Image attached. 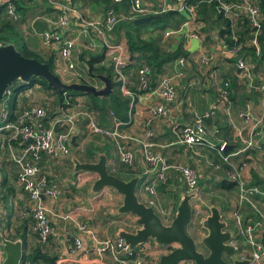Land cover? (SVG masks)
I'll return each mask as SVG.
<instances>
[{
  "label": "crops",
  "instance_id": "obj_1",
  "mask_svg": "<svg viewBox=\"0 0 264 264\" xmlns=\"http://www.w3.org/2000/svg\"><path fill=\"white\" fill-rule=\"evenodd\" d=\"M54 1L75 7L87 20L99 21L100 30H102L108 44H120L124 47L125 66L128 65L129 55L124 39L110 41L109 33L111 31L103 27L106 13L104 14L98 7L94 8L92 5L80 1L75 4H71V0ZM11 2L15 5L21 17L19 20H13L7 15L6 17L14 23V29L20 34L29 49L37 51L41 58L52 57L54 71L58 77L59 75L68 78L82 76L83 72L88 73L85 60L89 58L91 53L107 54L108 47L103 42L101 35L93 29L84 33L81 22L74 16H72L66 29L61 30L58 27L59 30L54 26L53 22L59 13V9L56 6L51 7L49 1L17 0L19 10L13 0ZM141 3L145 11L144 13H136L142 16L136 17L135 14L134 20L151 17L148 20L150 21L154 18V14L170 9L180 11L185 15V21L175 29L174 33L166 35V31L163 32L159 43L163 50L172 49L178 43H181L185 51L189 53L187 60L181 57L177 61L164 64V72L157 77V80L166 75L174 77L175 99L170 104V112L166 116H157L152 120L151 127L154 131V135L150 138L154 143L152 150L169 165H187L196 170L198 175V187L195 190L198 194L197 197L203 199L206 203L212 204L208 197L215 194L222 203L230 206V209L224 211V213L217 205L223 220L228 224L227 229L232 232L233 241L239 245V249L245 248L246 244L241 240L243 239L241 230L248 221L260 222L261 226L258 229L259 241L261 237L260 230L264 229V212L262 209V207L264 208V199H255L252 196L251 205L248 202H243L244 200L240 202L239 198V182L243 183L244 186H249L253 185L252 183L256 178H264V91L259 88L260 85L264 84V56L252 60L251 56L236 55L240 52L244 43H239V45L235 43L238 37L235 31H232L231 37L236 44L235 47L238 48L236 50L226 46L222 37L219 36L218 26H220V23L217 22L216 24L212 21L216 18L212 17L211 20H207L202 14L196 13L195 10L191 15L186 8H181L182 4H178L175 0H141ZM218 8L216 6V11H220L225 18L232 20V25L235 27L238 18L232 14H225L223 10H218ZM184 11H187V13ZM50 31H58L61 37L45 43L41 33ZM150 31H152V28L146 27L144 35ZM13 38L17 39L15 36ZM66 38L73 42L70 57L74 63V69H69L67 61L60 52V45ZM249 44L251 45V43ZM50 54L53 56H48ZM204 56L210 57L207 63L201 61V57ZM240 58L247 62L249 76L237 69L236 61ZM123 69L122 73L124 74L125 91L127 93L121 90V80L120 90L122 95L129 99L124 119L117 118L112 111L99 116L94 109H86L84 107L86 97H79L81 95L75 97L73 104L56 110L54 115L48 117V114L50 115L52 112L50 103L46 101H44L45 105L36 103V94L46 100L44 92L47 91L45 89H43L44 92L34 94L32 91V87L36 86L34 85L24 92L14 94L16 98L15 111L28 107L30 103L33 106L37 105L45 108L47 117L44 124L46 126H49L57 116L63 117L66 113H72L74 116L72 125L63 123L60 126V130L63 132L69 134L71 131L66 138L68 154L57 159L43 157L41 174L37 176L38 178L45 177L49 185H54L59 190L56 199L43 197V202L50 212L49 223L52 230L46 246L51 249L54 255L56 254L55 257L61 264H81L92 261L100 264H117L108 255L98 256L94 253H91L86 259L82 258L80 261L73 262L75 258L79 257V253H74L71 249L73 238L75 236L81 237L84 248L90 246L91 243L89 238L81 233L79 229L81 225H85L99 239H114L117 237L119 230L134 231L138 228L133 225L135 219L133 215L120 214L116 211L122 202V195L108 186L94 192L92 186L97 174L93 171H75L74 158L78 162L93 163L98 160L100 154H104L107 158L108 172L113 175L114 170L119 165L127 168L131 167V171L135 173L131 178L139 177L136 195L140 201L152 206L165 224H168L174 217L176 207L185 192L183 178L178 171L172 168L167 169L165 180L160 181L156 177V171L145 161L140 143L146 136L144 122L150 115L148 112L149 107L156 103V99L148 92L139 89L137 70L125 74ZM89 75L96 78L94 75L97 74ZM99 81L100 84H91L86 81L70 79L65 83H88L99 88L102 85V81ZM225 82L229 83L227 89L223 87ZM231 82H233L232 87ZM10 89L13 96L12 87ZM113 92L112 84V92L109 94ZM109 94L95 97L103 98ZM247 106L251 111L248 118L242 114L246 111ZM204 112L211 113V116L205 120L206 138L210 142V146H188L175 142L176 147L169 149V144L165 143L166 140L173 135L175 136L176 130L178 132L177 139L180 128L192 121L194 113ZM257 121H260L258 128L262 132L260 137L255 138L258 147L245 148V142L251 139L250 129L253 123ZM89 122H93L99 128V131L92 130ZM116 125L121 136L110 134L114 131ZM83 132L91 137L86 142H84L83 137L85 134ZM118 144L125 145L133 152L134 161L131 165L127 166L119 160ZM221 145H224V148L220 152L219 147ZM12 148L14 154L19 153L16 146ZM87 150L92 151L93 154L87 156ZM236 152H238L236 155H231ZM11 156L8 143L3 139V133H1L0 194L9 193L11 189L13 193L6 198L0 197V231L3 232L4 230L8 234L16 236L24 233L28 249V246L31 247L37 244L39 240L32 229L33 218L29 212V203H27L26 195L17 182V166ZM227 157L228 160L226 161L225 158ZM221 161L227 164L229 168L224 170ZM233 177L236 179H233ZM222 179L236 181L237 192L230 194L224 191L220 193L213 192L216 188V181ZM149 186L152 187V191H149ZM257 186L261 187L260 185ZM234 212L237 213L238 218L235 217ZM201 218L198 220L190 215L189 221L193 230L199 226ZM24 224L26 225L23 228ZM231 225L235 228V232L230 227ZM197 232L202 235L205 234V230L201 228ZM18 238L20 237L15 239ZM148 242L153 244L151 240H148ZM139 246L136 248H140Z\"/></svg>",
  "mask_w": 264,
  "mask_h": 264
},
{
  "label": "built area",
  "instance_id": "obj_2",
  "mask_svg": "<svg viewBox=\"0 0 264 264\" xmlns=\"http://www.w3.org/2000/svg\"><path fill=\"white\" fill-rule=\"evenodd\" d=\"M46 1H49L51 6H56L59 9V13L56 15L53 22L54 26L57 28L59 27L61 30L66 29L72 16H74L81 22L84 33L93 29L97 34L101 35L103 42L108 47V50L107 54H105L106 58L102 60L100 64H105L106 61L111 63L114 72L119 76L122 82L121 90L127 93V91H125L124 74L122 73V69L126 65L124 47L120 44H108L102 30H100L99 21L87 20L82 16L81 12L73 6L61 4L54 0ZM113 1L120 2L122 0ZM129 1L131 2V10L133 13H144L145 9L142 6L141 0ZM216 1L220 4L218 9L223 10L225 14H232L236 18L243 15L252 28L258 29L260 27L259 10L251 0H242L239 3H227L223 0ZM176 2L178 4H182L181 8H186L191 15H193L194 8L183 5L184 0H176ZM1 4L6 6L5 13L7 16L13 20L20 19V13L16 10V7L13 5L11 0H0V5ZM127 18L128 16H125L122 13H116L113 10H108L105 14L103 27L104 29L111 31L120 20ZM174 32L175 30H168L165 34L169 35ZM41 37L45 43H49L54 41V39H59L61 34L58 31L42 32ZM250 43L255 48L256 54H259L260 47L257 42L256 33L250 40ZM2 44L3 43L0 41V46ZM72 46L73 42L68 38L64 39L60 45L61 55L67 61L69 69L75 68L70 57ZM232 49L236 50L238 48L233 47ZM201 58V61L204 63H207L210 59L209 56ZM236 67L238 70L243 71L247 76H249V73L247 72L248 64L244 59H238L236 61ZM137 73L139 89L144 92H148L156 99V103L149 107L148 112L150 115L144 122L146 127V136L140 143L142 155L147 164H149V166L156 171V177L160 181L165 180V171L172 168L181 174L185 186V192L188 194L195 192L198 187V175L196 170L187 165L167 164L162 157L153 152L152 147L154 146V143L150 140V138L154 135V131L151 127L153 118L157 116H166L170 112V104L175 99L174 77L166 75L160 77L156 82H152V70L151 67L146 64L139 67ZM223 87L227 89L229 87V83L225 82ZM259 88L264 91V84L260 85ZM10 96H12V92L9 88L6 95L0 99V134L3 133V139H7L5 141H7L8 149L11 151V158L17 166L16 178L22 192L26 195L27 203H29V212L33 218L32 229L37 235L39 242L45 243L50 237L52 230L49 223L50 212L48 207L44 204L42 196L56 199L59 195V190L54 185H49L45 177L38 178L37 176L41 174L40 171L43 157L57 159L68 154L66 138L71 131L69 134L63 132L60 130V126L63 123L72 125L74 123V116L72 113H66L63 117L57 116L54 120H52L49 126H46L44 124V120L47 117V111L45 108L32 105L10 112L6 107ZM242 114L248 118L249 114H251L248 106L246 111ZM12 115H14L13 119ZM210 116V112L194 113L192 121L180 128V133L175 142L188 146H210V142L206 138L205 128V120ZM259 124L260 121L253 123V126L250 129L251 139L245 142V148L258 147L255 138L262 135L261 130L258 128ZM117 125L114 131L110 132L113 136H121ZM89 126L92 130L99 131V128L96 127L93 122H89ZM5 132L8 134H4ZM11 140L18 141L17 145H13ZM13 146H16L19 149L18 154H14L12 152ZM223 148L224 145H221L219 147V151L221 152ZM237 153L238 152L231 155H236ZM118 154L119 160L124 164L131 165L133 163L134 154L125 145L118 144ZM225 160L227 161L228 157L225 158ZM233 179L236 178L233 177ZM149 191H152L151 186H149ZM254 195H264V189L257 185L244 186L243 183L239 182L240 202L244 200L243 202H248L252 205L251 198ZM197 196L198 194L190 200V205L192 206L191 215H193L195 219L199 220L205 213L207 214L209 212L211 204L204 202L203 199L201 200ZM234 215L238 218L236 212H234ZM260 226V222L248 221V223L242 228L241 235L243 236L247 248L239 249V245L232 240V244L238 251L237 258L249 259L251 264H264V247L260 243L258 235V229ZM79 229L81 233L89 238L91 243L90 246L84 248L81 237L75 236L73 238L71 249L74 253H79V257L75 258L73 262L80 261L82 258L86 259L91 253H94L98 256L108 255L113 258L117 264H154L159 255L168 253L173 249V246L167 248L146 241L142 248H135L131 251L122 238L116 237L114 239H99L90 229L86 228L85 225H81ZM2 259L3 251L0 242V264H2ZM181 264H183V262Z\"/></svg>",
  "mask_w": 264,
  "mask_h": 264
},
{
  "label": "trees",
  "instance_id": "obj_3",
  "mask_svg": "<svg viewBox=\"0 0 264 264\" xmlns=\"http://www.w3.org/2000/svg\"><path fill=\"white\" fill-rule=\"evenodd\" d=\"M78 1L92 5V7H98L104 14L108 10H113L116 13H122L125 16H128L127 19L120 20L114 28L109 33L110 41L124 39L126 44V49L128 52V65L124 67L123 71L125 74H128L129 71H138V67L146 64L151 67L152 76L151 80L154 82L157 80V77L164 72L163 65L169 64L174 61H177L181 57L184 60H187V56L189 53L185 51L181 43H178L174 48L163 50L159 43L162 34L167 30H175L177 29L184 21L185 15L177 10H165L161 11L157 14H154V18L146 23L136 24L134 22V16L136 13H133L131 10V2L129 0H122L120 2H113L112 0H71V4H75ZM176 1V0H175ZM224 2H239L240 0H223ZM254 5L258 7L259 15H260V27L258 29L252 28L249 24L245 16L240 15L236 20L235 27L232 25L233 22L229 18H225L220 11H216L219 7V2L216 0H184L183 5L194 7V10L198 14H202L204 18L207 20H211L212 17L216 18L212 21L217 24L220 23L219 28V36L222 37L224 43L229 48H233L236 44L244 43L240 52L236 55L242 56H251L252 60H256L262 56H264V0H251ZM16 4L17 9L19 10V6L17 5V0H13ZM52 7V6H51ZM219 10V9H218ZM187 13V11H184ZM209 13V14H207ZM146 15V14H145ZM213 15V16H212ZM142 15L136 14V17H141ZM212 23V22H211ZM146 27L152 28V31L148 32L144 35V30ZM237 27V28H236ZM15 25L12 23L7 17L5 13V5H0V41L5 43H14L16 45L17 50H19L23 56L32 57L37 59L38 61L47 63L50 71L55 73L53 67V59L49 57L47 59L41 58V55L34 50L29 49V47L25 44L24 40L20 37V34L14 29ZM145 28V29H144ZM232 31H235L238 34L237 40L233 41L231 34ZM256 33V38L258 45L260 47L259 54H256L255 48L250 45V40ZM13 36L17 37L14 39ZM113 38V39H112ZM48 56H53L52 54ZM106 56L102 53L89 55V58L85 60L86 69L89 74H104L108 76L112 80L113 90L112 94L105 96L103 98H98L93 96L90 93H83L73 90H66L62 93H59L57 90L48 86L47 82L40 76L32 77L28 83H21L20 81H16L12 84L13 96L7 101V109L10 112L15 111L16 98L15 95L24 92L28 88L38 84L43 89L50 91L54 97L51 102L52 112L48 117L54 115L56 110H59L62 107H67L70 104L75 102L76 96H84L86 97V103L84 107L88 110H95L98 112L99 116L108 114L109 111L113 112V115L117 118L124 119L126 117V110L129 104V99L122 95L120 90V79L119 76L114 72L113 67L109 61H106L105 64H100L102 60H104ZM138 68V69H137ZM56 74V73H55ZM231 82V87H232ZM142 91V90H141ZM144 92V91H143ZM15 94V95H14ZM6 100V99H5ZM4 101V100H3ZM68 103V104H67ZM6 105V101H5ZM32 106L31 103L28 104V107ZM14 115H12L13 119ZM5 132L4 134H6ZM8 134V133H7ZM7 140V139H5ZM7 142V141H6ZM11 143L17 144L18 141L11 140ZM92 152V151H91ZM87 150V156L91 153ZM216 160V159H215ZM222 166L224 170L229 168L227 164L223 161ZM14 165V164H13ZM128 166V165H127ZM131 167H124L123 165H119L117 170L120 173H114V175L118 176L122 179H129L135 173H133L130 169ZM124 173V174H121ZM253 185H260L264 189V178L259 179L256 178ZM216 189L223 190L225 193H232L238 190L236 181L222 179L216 181ZM185 191V188H184ZM13 190L11 189L9 193L0 194V197L3 198L11 195ZM210 202L212 204L218 205L221 210L228 211L230 206L228 204L222 203L220 198L217 195H211ZM254 198H263L264 196L254 195ZM253 213L252 211H249ZM26 224L23 225V228ZM4 232V230H3ZM4 235L9 239H15L16 237H20L23 241V256L20 264H51L50 255L47 251L46 243L39 242L37 244L29 247L27 250V241L25 234L10 235L7 232H4ZM56 256V254L54 255Z\"/></svg>",
  "mask_w": 264,
  "mask_h": 264
},
{
  "label": "water",
  "instance_id": "obj_4",
  "mask_svg": "<svg viewBox=\"0 0 264 264\" xmlns=\"http://www.w3.org/2000/svg\"><path fill=\"white\" fill-rule=\"evenodd\" d=\"M150 18H138L134 22L142 23ZM35 76L42 77L48 86L59 93L73 90L102 97L112 92V82L104 74L94 75L102 81L99 88L88 83H65L50 71L47 63L23 56L13 43L0 46V99L6 95L14 82L28 83ZM106 159L104 154H100L98 160L93 163L78 162L75 158L73 162L75 171H93L97 174L92 186L94 192L108 186L122 195V202L116 211L120 214L133 215L135 217L133 225L138 228L134 231L119 230L117 237L122 238L131 251L151 240L159 246L167 248L173 246L170 252L161 254L155 264H178L183 261H190L191 264H251L249 259H239L234 256L233 235L227 229L228 224L223 220L217 205L211 204L209 212L201 218L199 226L205 230V234L196 232L197 237L194 240L187 233L186 225L191 215L189 201L196 196V192L182 194L174 217L165 224L154 208L140 201L136 195L139 177L124 180L110 174ZM260 235V243L264 247V229L260 230ZM0 242L3 251L2 264H20L23 256L22 239H9L0 231ZM49 259L51 264H61L55 256ZM81 264L100 263L92 261Z\"/></svg>",
  "mask_w": 264,
  "mask_h": 264
},
{
  "label": "rangeland",
  "instance_id": "obj_5",
  "mask_svg": "<svg viewBox=\"0 0 264 264\" xmlns=\"http://www.w3.org/2000/svg\"><path fill=\"white\" fill-rule=\"evenodd\" d=\"M59 75V74H58ZM59 77L61 78V80L62 81H64V82H67V81H69L70 79H72V80H76V81H86V82H89V83H91V84H100V81L98 80V79H96V78H94V77H92V76H90L88 73H86V72H83L82 73V76H77V78H71V77H64V76H60L59 75ZM68 78V79H67ZM32 91L34 92V94H36V92L38 93V92H44V90H43V88L41 87V86H39L38 84H36V86H34V87H32ZM47 91V90H46ZM45 94H46V100H43V98L42 97H38V95L36 94V98H37V100H36V103H38L39 105H45L46 103L44 102V101H46V102H49L50 103V105H51V102H52V99H53V97H54V95L50 92V91H47V92H44ZM34 94H33V96H34ZM79 97H81L82 98V96H79ZM83 99H85V98H83ZM84 134H85V132H83ZM176 135H177V130H176ZM176 135L174 136H172L171 138H169V139H167L166 140V142L165 143H168L169 144V146H168V148L169 149H174L175 147H176V145H175V141H176ZM84 142H86L88 139H90L91 137H90V135H84ZM111 144V143H110ZM109 145V144H108ZM114 146V145H113ZM195 165V164H194ZM201 166V165H200ZM114 172L115 173H120L117 169H115L114 170ZM138 188H139V185H138ZM213 192H215V193H220V192H223V190H220V189H214L213 190ZM237 192V191H236ZM191 208V211H192V206L190 207ZM262 209H263V212H264V208L262 207ZM224 212V211H223ZM225 213V212H224ZM225 217H227V216H225ZM230 221V220H229ZM230 227H232L233 228V231L235 232V228L231 225ZM200 228V226H197V227H195L194 228V230H193V228L191 227V222L189 221L188 222V224L186 225V231H187V233L189 234V235H191L193 238H194V240H195V238L197 237L196 236V232H197V230ZM243 242H245L244 241V239H241ZM143 245L144 244H142V245H140L139 247L140 248H142L143 247ZM245 248H247V246H245ZM30 248L28 247V249L27 250H29ZM47 251H48V254L50 255V257H53V255H54V253H52V251H51V249L48 247L47 248ZM237 253H238V251L237 250H235V252H234V256L235 257H237ZM246 253H249V252H246ZM59 262V261H58ZM59 263H61V262H59ZM179 264V263H178ZM183 264H191L190 263V261H183Z\"/></svg>",
  "mask_w": 264,
  "mask_h": 264
}]
</instances>
